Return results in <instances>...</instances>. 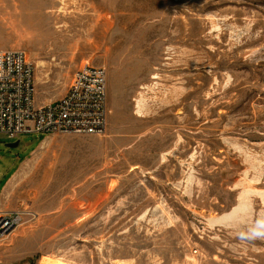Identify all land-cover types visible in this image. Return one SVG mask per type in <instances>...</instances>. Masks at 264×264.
Masks as SVG:
<instances>
[{
    "label": "rangeland",
    "instance_id": "1",
    "mask_svg": "<svg viewBox=\"0 0 264 264\" xmlns=\"http://www.w3.org/2000/svg\"><path fill=\"white\" fill-rule=\"evenodd\" d=\"M1 49L108 73L104 135H0L2 264H264V0H0Z\"/></svg>",
    "mask_w": 264,
    "mask_h": 264
},
{
    "label": "built area",
    "instance_id": "2",
    "mask_svg": "<svg viewBox=\"0 0 264 264\" xmlns=\"http://www.w3.org/2000/svg\"><path fill=\"white\" fill-rule=\"evenodd\" d=\"M107 98V70L86 64L76 71L61 99L38 105L35 70L26 53L0 50V135L10 140L24 135L102 136L107 129ZM20 220V213L0 209V242Z\"/></svg>",
    "mask_w": 264,
    "mask_h": 264
},
{
    "label": "bare ground",
    "instance_id": "3",
    "mask_svg": "<svg viewBox=\"0 0 264 264\" xmlns=\"http://www.w3.org/2000/svg\"><path fill=\"white\" fill-rule=\"evenodd\" d=\"M140 105V104H139ZM141 108V107H140ZM140 110V109H139ZM138 110V111H139ZM244 197V196H243ZM242 198V197H241ZM245 198H243V200H244ZM245 202V201H244ZM243 203V202H242ZM241 210V209H240ZM234 212V211H233ZM235 214V213H234ZM239 217V216H238ZM236 218V217H235ZM230 219V217H227V218H225V219H222V220H215V221H217V222H213V225L214 224H220V223H225V222H227L228 220ZM234 220V219H233ZM229 223V222H228ZM48 262L49 263H52V264H65L63 261H54V260H48Z\"/></svg>",
    "mask_w": 264,
    "mask_h": 264
},
{
    "label": "water",
    "instance_id": "4",
    "mask_svg": "<svg viewBox=\"0 0 264 264\" xmlns=\"http://www.w3.org/2000/svg\"><path fill=\"white\" fill-rule=\"evenodd\" d=\"M8 147L17 148V147H19V142H16V143H13V144H9Z\"/></svg>",
    "mask_w": 264,
    "mask_h": 264
},
{
    "label": "clouds",
    "instance_id": "5",
    "mask_svg": "<svg viewBox=\"0 0 264 264\" xmlns=\"http://www.w3.org/2000/svg\"><path fill=\"white\" fill-rule=\"evenodd\" d=\"M244 239H247V237H245Z\"/></svg>",
    "mask_w": 264,
    "mask_h": 264
}]
</instances>
